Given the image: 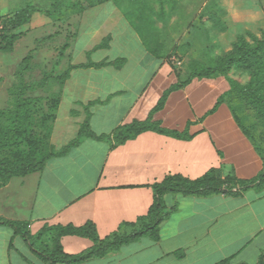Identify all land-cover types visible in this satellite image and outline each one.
<instances>
[{"label":"crops","instance_id":"obj_1","mask_svg":"<svg viewBox=\"0 0 264 264\" xmlns=\"http://www.w3.org/2000/svg\"><path fill=\"white\" fill-rule=\"evenodd\" d=\"M254 13L246 11L243 22L257 18ZM72 16L63 28L51 24L50 17L36 19L35 25H48L37 34L48 31L52 42L60 44L54 51L47 47L30 56L40 57L41 65L52 71L48 87H58L49 140L54 150L77 138L86 106L98 138L83 135L66 153L50 157L43 169L0 181V219L25 223L34 247L52 249L57 234L50 228L60 225L92 223L100 239L144 227L152 222L154 185L169 175L198 179L215 168L223 179L251 180L264 169L262 156L229 103L211 113L230 90L224 75L194 78L172 91L153 115L162 128L187 131L188 137L146 130L118 141V129L146 120L164 91L192 73V62L184 59L181 68L173 67L165 56L170 42L137 27L116 0ZM30 33L16 41L15 50H26L34 37L27 38ZM233 189L236 192H167L163 203L168 215L157 238L146 234L75 264H264V185L243 189L237 182ZM59 238L70 254L95 244L86 236ZM0 264L50 262L43 261L22 234L0 224Z\"/></svg>","mask_w":264,"mask_h":264},{"label":"rangeland","instance_id":"obj_2","mask_svg":"<svg viewBox=\"0 0 264 264\" xmlns=\"http://www.w3.org/2000/svg\"><path fill=\"white\" fill-rule=\"evenodd\" d=\"M91 1L0 0V28L28 5L41 10L34 12L19 28L25 32L24 36L31 32L27 38L34 36L26 50L13 47L0 51V120L10 124L21 99L25 100L24 110L28 111L23 124L27 132L23 134V142L2 149L0 158L14 155L23 158L29 153L36 156L40 152L45 154L44 150L48 152L49 148L47 128L51 118L46 119V114L51 103L48 100L57 94L58 87L57 84L48 87L52 71L41 65L40 57H31L29 61L26 58L32 51L47 47L48 52L54 51L60 42H52L53 35L48 31L37 34L38 28L45 29L48 25L45 22L35 25L34 21L48 20L50 16L46 11H50L56 14L50 17L51 24L60 28L62 24L69 26L72 14L89 7ZM116 1L137 27L170 42L165 56L181 57L182 64L178 68L182 67L184 59L191 60L198 69L209 66L247 88L245 93L238 92L233 97V105L256 146L264 152V0ZM253 9L257 18L249 16L250 22H243L246 11L255 15ZM184 39L191 42L189 46L179 45ZM44 77L46 81L40 85ZM31 130L36 137L30 135ZM35 242L38 244L39 239Z\"/></svg>","mask_w":264,"mask_h":264},{"label":"trees","instance_id":"obj_3","mask_svg":"<svg viewBox=\"0 0 264 264\" xmlns=\"http://www.w3.org/2000/svg\"><path fill=\"white\" fill-rule=\"evenodd\" d=\"M93 1V2H92ZM90 6H94L96 4H101L109 0H92ZM34 12H41L38 8L28 5L20 10L15 14L14 18L9 19L5 22V25H3L0 28V51H7L14 47L16 41L23 37L25 32L23 30L19 29L21 26L25 25L30 16L34 14ZM46 15L53 17V12L46 11ZM19 29V31L17 30ZM67 46V44L64 45V48ZM28 59L26 58V61H29L31 59V56ZM179 57V56H178ZM170 56L167 58V61L175 68V65H173L169 61ZM180 58V57H179ZM181 59V58H180ZM197 64L192 63V67L194 70L192 73L188 76V78L184 81L178 82L176 84H173L169 88H167L161 98L159 99L156 106L151 111L150 116L143 121H134L133 123L124 126L120 129H118V132H116L115 136L118 139V141H125L126 139L133 138L137 136L138 134L146 131V130H155L160 133H165L174 137H188L189 134L187 131L180 132L177 130H169L162 128L159 124V122L153 120V115L161 110L165 104L166 101L170 95V93L174 90L181 89L185 87L187 84H189L194 78L196 77H214L217 75H224V73L219 72L216 69H211L209 66L208 68H201L198 69ZM66 74H62L58 77V79L64 78ZM52 76L50 75L49 80ZM230 82V90L226 92L223 96H221L215 107L211 110L212 112H215L217 108L224 102L227 101L230 105V108H232V112L240 124L242 130L244 133L250 138L252 143L254 144L256 150L260 153V155L263 158L264 161V152L260 151V149L256 146L255 141L252 139V136L248 133L247 129L245 128L244 124L240 121L239 115L234 108L233 105V97L235 98L236 94L239 93H245L246 87L239 84L237 81L227 77ZM46 81V77H44L43 80L39 82L40 85L44 84ZM26 90V86L24 87ZM238 93V94H239ZM23 101V102H22ZM50 101V110L48 114H46V119L51 118V122L49 127L47 128L48 131V142H49V148L48 152L46 150L45 154L42 152L38 153L36 156L33 153H29L27 156H24L23 158L16 157L15 155L13 157H7V158H0V181H5L7 179H10L14 176H25L27 174L39 171L43 169L44 165L46 164L47 160L55 155H62L67 152V150L77 145L80 142V139L83 135L96 137V136L90 128V115L91 112L89 110L90 106H86L87 110V117L84 121V123L81 125L79 135L76 139H74L69 145H67L65 148H62L59 151H55L54 147L50 145V133L52 129V122L54 121L55 114H54V108L56 107L58 103V97L54 96L53 99L48 100ZM25 100L21 99V102L16 107V110L14 112V116L12 117L11 123L2 122L0 120V151L2 149L12 148L17 144L20 145V142H23V134L27 133L25 128L23 127L25 114L28 113L27 110H24V104ZM1 113V111H0ZM30 131V135L36 137V133ZM47 153V154H46ZM240 183L241 187L243 189L252 187V186H262L264 185V169L258 174L256 178H253L251 180H245V179H237L234 176H228L226 179L221 178V176L218 175L217 170L215 168L210 169L204 176L198 179H190L187 177H184L180 174H174L169 175L165 177V179L160 182L156 183L154 185L155 189V201L152 204L149 214L152 217V222L148 223L142 228L134 229L132 232L128 234L118 235L114 234L112 237L106 238V239H100L96 232V228L92 223H87L85 225H82L80 227H76L74 225H66V226H56L50 228L51 230H55V233L57 234V239L55 241V246L48 250H39L36 247H34L33 242L30 241V233L24 230L25 223H16L10 220H3L0 219V224L7 225L12 227L16 233L22 234L24 239L26 241H29V244L32 248V250L43 260L48 261L50 264H75L84 262L92 257L96 256H103L106 253L120 248L122 245L132 242L134 240H137L138 238L142 237L143 235L150 234L154 238L158 237V229L160 224L163 220L166 219L168 212L166 211V207L163 203V195L167 192H181L184 194H207V193H215V192H226V193H234L236 190H234V185ZM231 183V185H229ZM63 235H80V236H86L90 237L95 244L88 248L87 250L80 252L78 254H70L63 250V246L61 244L60 238ZM59 238V239H58ZM218 264H226L225 261H222ZM262 264V262L260 263Z\"/></svg>","mask_w":264,"mask_h":264},{"label":"built area","instance_id":"obj_4","mask_svg":"<svg viewBox=\"0 0 264 264\" xmlns=\"http://www.w3.org/2000/svg\"><path fill=\"white\" fill-rule=\"evenodd\" d=\"M169 61L176 67H179L182 64V60L176 55L170 56Z\"/></svg>","mask_w":264,"mask_h":264}]
</instances>
